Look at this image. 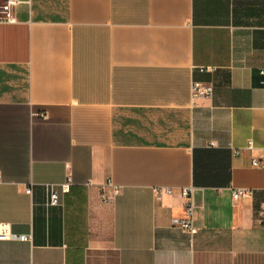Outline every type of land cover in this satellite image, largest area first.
Wrapping results in <instances>:
<instances>
[{
	"label": "crops",
	"instance_id": "0c3cea01",
	"mask_svg": "<svg viewBox=\"0 0 264 264\" xmlns=\"http://www.w3.org/2000/svg\"><path fill=\"white\" fill-rule=\"evenodd\" d=\"M254 158L264 0H19L0 21V224L29 235L0 264H264Z\"/></svg>",
	"mask_w": 264,
	"mask_h": 264
},
{
	"label": "built area",
	"instance_id": "2783aa9c",
	"mask_svg": "<svg viewBox=\"0 0 264 264\" xmlns=\"http://www.w3.org/2000/svg\"><path fill=\"white\" fill-rule=\"evenodd\" d=\"M19 0H1L0 1V21L11 22L15 20V8L18 4ZM192 90V97H196L199 95L208 96L210 95V87L200 84L199 82H192L191 86ZM39 118H45V114L39 112L36 114ZM246 148H253L250 141L247 142ZM252 163L255 166H264V158L258 159L254 158ZM70 185V177L66 178V181L59 184V188L61 192H67L69 190ZM107 188H111V192H116L115 186L111 183L110 180H106L100 186V197L103 201H108L111 198L109 193H106L105 190ZM49 195H48V205H56L59 202L58 192L55 190L54 185H49ZM168 192L170 191L169 188H165ZM26 192H30V187H25ZM250 193V190L246 188H233L232 195L234 197H242L246 194ZM180 195L183 198V210H184V217L178 220H175L176 223L180 228L187 231L190 234L196 232L197 228L193 224V214L194 210L197 206L195 196H194V187L192 186H184L180 189ZM259 216L262 223H264V206L259 210ZM29 235L27 234H18L11 232L9 229H6L3 224H0V240H27Z\"/></svg>",
	"mask_w": 264,
	"mask_h": 264
},
{
	"label": "rangeland",
	"instance_id": "374dc122",
	"mask_svg": "<svg viewBox=\"0 0 264 264\" xmlns=\"http://www.w3.org/2000/svg\"><path fill=\"white\" fill-rule=\"evenodd\" d=\"M1 1V0H0Z\"/></svg>",
	"mask_w": 264,
	"mask_h": 264
}]
</instances>
